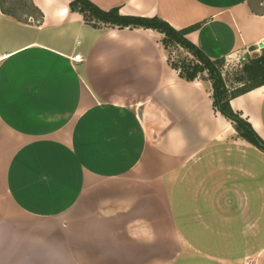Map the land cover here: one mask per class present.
<instances>
[{"label":"crops","instance_id":"1","mask_svg":"<svg viewBox=\"0 0 264 264\" xmlns=\"http://www.w3.org/2000/svg\"><path fill=\"white\" fill-rule=\"evenodd\" d=\"M70 1L0 6V264H264L242 202L264 152L211 80L180 77L157 30L94 27ZM91 1L200 24L187 37L212 59L264 49V0ZM231 105L264 139V85Z\"/></svg>","mask_w":264,"mask_h":264},{"label":"trees","instance_id":"2","mask_svg":"<svg viewBox=\"0 0 264 264\" xmlns=\"http://www.w3.org/2000/svg\"><path fill=\"white\" fill-rule=\"evenodd\" d=\"M4 1L0 0V6L5 11ZM70 8L72 11L81 13L85 21L94 27H141L154 29L162 33V43L168 51L170 64L178 70L180 77L187 81H193L197 78L211 80L214 109L232 122L239 138L248 141L264 152V139L253 125L243 117L242 113L236 111L231 105L232 98L264 85V49L261 55L249 58L243 65L241 71L235 77L240 85L231 88L223 71L225 58H210L187 37V34L198 28L200 24L177 29L162 17L126 15L122 14L118 7L106 10L91 0H71ZM172 47H181L188 52L189 56L172 58L170 50Z\"/></svg>","mask_w":264,"mask_h":264},{"label":"rangeland","instance_id":"3","mask_svg":"<svg viewBox=\"0 0 264 264\" xmlns=\"http://www.w3.org/2000/svg\"><path fill=\"white\" fill-rule=\"evenodd\" d=\"M12 1H14L13 3H15L14 5L19 15L24 16L23 14L25 12H33L28 0H12ZM170 50H171L172 58H176L179 56H187V55L189 56L188 52L182 49L181 47H172ZM231 59L232 58H229V59L225 58V63L223 65V71H224V74L226 75L228 83L230 84L231 88H233V87H238L240 85V82H238L235 77L239 74L242 68L240 67V65H237L234 62H230ZM225 65L226 67H224ZM257 162H258V166L253 168V172H257V176H255L256 178L254 177V179H256L255 183H253L252 188L247 189L249 191V199L247 200L243 199L242 202H243V205L249 204V209L251 208V205H250L251 203L253 204L256 203L260 211L262 210V214H264V156L260 153H259V160ZM243 179H245V177H243ZM232 202H233V206L234 204L238 206V201L233 200ZM252 213L255 214L254 210ZM262 214L259 215V222H255V223H258L260 226V229L262 230V233L259 239L261 242H264V215ZM237 216L240 217L239 211H237ZM255 218L256 216L254 215L252 219V216L249 213L247 217L244 215V218L241 222V229L244 231V235L246 238H248L247 239L248 241H249V234L246 231L249 230V225L250 223L254 222ZM194 223L198 225L200 224L197 222H194ZM235 227L238 228L239 225H236ZM184 234H187V233L184 231ZM243 251H244V254H246L245 252L247 251L249 252V248L244 247ZM181 254L186 255L187 253L181 252ZM247 260L252 261V258L249 257L246 260H244V264H245V261Z\"/></svg>","mask_w":264,"mask_h":264},{"label":"built area","instance_id":"4","mask_svg":"<svg viewBox=\"0 0 264 264\" xmlns=\"http://www.w3.org/2000/svg\"><path fill=\"white\" fill-rule=\"evenodd\" d=\"M246 52H248V50ZM246 52L236 53L234 55L229 56L227 59L232 58L230 62H234L235 64L240 65V67L242 68L243 65L249 60V57L247 56ZM224 67H226V65ZM245 264L253 263L251 260H247Z\"/></svg>","mask_w":264,"mask_h":264},{"label":"water","instance_id":"5","mask_svg":"<svg viewBox=\"0 0 264 264\" xmlns=\"http://www.w3.org/2000/svg\"><path fill=\"white\" fill-rule=\"evenodd\" d=\"M261 46H262V44H261Z\"/></svg>","mask_w":264,"mask_h":264}]
</instances>
